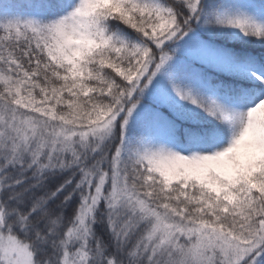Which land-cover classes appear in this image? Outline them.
I'll return each instance as SVG.
<instances>
[{"label":"snow or ice","instance_id":"obj_1","mask_svg":"<svg viewBox=\"0 0 264 264\" xmlns=\"http://www.w3.org/2000/svg\"><path fill=\"white\" fill-rule=\"evenodd\" d=\"M0 264H264V0H0Z\"/></svg>","mask_w":264,"mask_h":264}]
</instances>
